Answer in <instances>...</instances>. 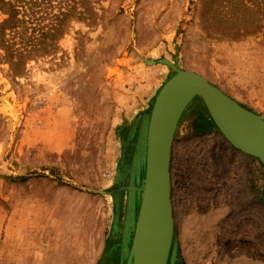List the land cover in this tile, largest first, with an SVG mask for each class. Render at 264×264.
<instances>
[{
  "label": "rangeland",
  "instance_id": "obj_1",
  "mask_svg": "<svg viewBox=\"0 0 264 264\" xmlns=\"http://www.w3.org/2000/svg\"><path fill=\"white\" fill-rule=\"evenodd\" d=\"M62 5L50 12L66 14L57 50L14 71L0 53V264H108L144 115L174 74L160 60L178 58L264 119V0ZM36 19L40 38L54 18L41 7ZM203 118L194 99L173 143L176 264H264V166L202 131Z\"/></svg>",
  "mask_w": 264,
  "mask_h": 264
},
{
  "label": "water",
  "instance_id": "obj_2",
  "mask_svg": "<svg viewBox=\"0 0 264 264\" xmlns=\"http://www.w3.org/2000/svg\"><path fill=\"white\" fill-rule=\"evenodd\" d=\"M177 61L178 58L174 62L165 59L158 62L174 74L159 90L152 107L144 115L143 133L131 169L133 177L130 176L129 186L124 188L129 191L128 204L131 195L135 205L140 198L126 264H136L132 252L137 236L142 247L141 264H176L180 261L172 205L171 161L178 125L194 99L203 101L212 122L234 149L264 166V119L203 76L179 68ZM120 177L118 173L115 185ZM116 210L118 214V207Z\"/></svg>",
  "mask_w": 264,
  "mask_h": 264
},
{
  "label": "trees",
  "instance_id": "obj_3",
  "mask_svg": "<svg viewBox=\"0 0 264 264\" xmlns=\"http://www.w3.org/2000/svg\"><path fill=\"white\" fill-rule=\"evenodd\" d=\"M64 2L65 0H59L54 5V0H0V12L4 16V20L0 23V53L5 54V63L12 71L24 68L33 54L41 52L49 54L57 50L56 41L63 27V21L59 17L66 14L60 11L57 16L50 12L62 8ZM41 7L46 17L54 19L38 31L41 35L37 38V29L33 26L38 22L36 17L40 14ZM27 18H29L28 22H26ZM202 120L204 129L202 131L210 132L216 129L210 118L209 121L204 118Z\"/></svg>",
  "mask_w": 264,
  "mask_h": 264
},
{
  "label": "flooded vegetation",
  "instance_id": "obj_4",
  "mask_svg": "<svg viewBox=\"0 0 264 264\" xmlns=\"http://www.w3.org/2000/svg\"><path fill=\"white\" fill-rule=\"evenodd\" d=\"M136 215V213H135ZM119 224V222H118ZM127 224V211L125 212V217L123 220V229L122 232L119 234L117 231V226L114 229V234H113V240L111 241V250L108 252V264H121L122 262V247L124 245L125 239H124V230ZM127 241V239H126ZM106 258V259H107ZM113 261V262H112ZM178 264V263H177Z\"/></svg>",
  "mask_w": 264,
  "mask_h": 264
},
{
  "label": "bare ground",
  "instance_id": "obj_5",
  "mask_svg": "<svg viewBox=\"0 0 264 264\" xmlns=\"http://www.w3.org/2000/svg\"><path fill=\"white\" fill-rule=\"evenodd\" d=\"M135 208V200H134V197L131 195L130 199H129V204H128V209H127V215H128V218L130 220H133V216H134V209ZM131 224V223H130ZM134 228V226L132 227ZM131 231V230H130ZM128 237V235H126ZM126 237V238H127ZM137 242L135 244V247H134V250H133V255H134V262H136V264H141L142 262V247L141 245L139 244V236H137ZM129 242V241H128ZM129 249V247H128ZM127 252V251H126ZM126 252L123 251V254H124V258L126 256Z\"/></svg>",
  "mask_w": 264,
  "mask_h": 264
}]
</instances>
